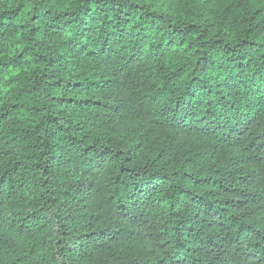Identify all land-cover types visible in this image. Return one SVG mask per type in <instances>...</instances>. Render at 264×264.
Returning a JSON list of instances; mask_svg holds the SVG:
<instances>
[{
  "label": "trees",
  "instance_id": "trees-1",
  "mask_svg": "<svg viewBox=\"0 0 264 264\" xmlns=\"http://www.w3.org/2000/svg\"><path fill=\"white\" fill-rule=\"evenodd\" d=\"M0 264H264V0H0Z\"/></svg>",
  "mask_w": 264,
  "mask_h": 264
}]
</instances>
